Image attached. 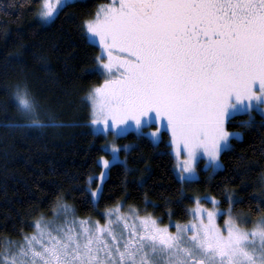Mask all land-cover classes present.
I'll return each instance as SVG.
<instances>
[{
    "label": "snow or ice",
    "instance_id": "1",
    "mask_svg": "<svg viewBox=\"0 0 264 264\" xmlns=\"http://www.w3.org/2000/svg\"><path fill=\"white\" fill-rule=\"evenodd\" d=\"M35 3L34 15L48 24L76 0ZM79 31L89 46L99 47L87 71L103 77L82 97L93 133L104 135L102 149L109 153L98 158L100 172L85 178L93 208L115 164L123 165L125 176L135 171L127 162L133 145L115 142L128 131L154 147L165 143L179 158L182 191L201 170L210 178L225 167L221 157L244 136L229 125L246 130L259 112L264 126V0H111L85 17ZM3 90L19 117L4 127L71 126L43 104L26 76ZM241 113L247 119H236ZM260 182L248 212L225 188L223 199L191 197L187 221L171 220L169 210L167 224L123 199L105 207L103 222L80 217L57 194L52 217L33 220L31 233L0 236V264H264V174ZM253 214L258 218L250 220Z\"/></svg>",
    "mask_w": 264,
    "mask_h": 264
},
{
    "label": "trees",
    "instance_id": "2",
    "mask_svg": "<svg viewBox=\"0 0 264 264\" xmlns=\"http://www.w3.org/2000/svg\"><path fill=\"white\" fill-rule=\"evenodd\" d=\"M106 1L76 0L73 7L54 17V22L42 24L33 13L35 0H0V236L19 239V230L31 231L33 220L51 214L57 194L72 203L80 216L98 215L99 210L123 199L126 204L146 206L162 216L163 223L169 222V210L171 220L186 221V209L195 194L223 199L221 193L227 188L243 201L237 207L245 212L257 202L254 197L259 196L264 174V126L258 112L253 126L246 130L238 123L229 125L232 130L244 131V136L221 157L225 167L210 178L201 170L182 191L174 156L166 144L154 147L147 138L137 139L134 131L127 132L118 141L133 145L127 162L135 171L125 176L123 165L115 164L105 179L103 196L93 208L84 191L85 178L100 172L98 158L107 152L102 149L104 135L94 134L88 122L89 109L82 97L103 77L87 71L99 47L85 42L79 25ZM25 76L43 104L71 126L4 127L19 117L3 86ZM236 119H247V115L238 114Z\"/></svg>",
    "mask_w": 264,
    "mask_h": 264
},
{
    "label": "rangeland",
    "instance_id": "3",
    "mask_svg": "<svg viewBox=\"0 0 264 264\" xmlns=\"http://www.w3.org/2000/svg\"><path fill=\"white\" fill-rule=\"evenodd\" d=\"M52 3H53V6H55L56 5V0H52ZM110 3V2H109ZM108 3V4H109ZM100 5H107L106 3H101ZM99 5V6H100ZM259 113V112H258ZM91 128H92V126H91ZM92 130H93V128H92ZM147 131V130H146ZM129 132V131H128ZM114 138H113V136L111 135V134H109L108 136H107V140H109V141H111V140H113ZM118 139H119V137L118 138H115V142L117 143V144H119V145H121L120 143H119V141H118ZM163 139L165 140V141H167L168 140V135H166L165 136V134H164V136H163ZM105 144V140H104V142H103V145ZM106 152H107V150L106 149H104ZM108 153V152H107ZM104 154V156L105 157H107L108 155H109V153L108 154ZM119 155H120V157L121 158H123L124 156L123 155H121V153H119ZM174 156V155H173ZM174 159H175V165L177 164V163H179V158H175L174 157ZM201 164H203V162L201 161ZM218 171V170H217ZM175 172H176V169H175ZM108 176V175H107ZM107 176H106V178H107ZM199 177V176H198ZM197 177V178H198ZM105 178V179H106ZM204 195H211V194H208V193H205V194H195L194 196H204ZM213 196V195H212ZM202 203H205L206 204V207H210L211 205L210 204H207L205 201H201ZM69 204H71V205H73L72 203H70V202H68ZM126 204V203H125ZM126 205H128V204H126ZM193 205V204H192ZM191 205V206H192ZM190 206V207H191ZM103 210L104 209H101V210H99V214L98 215H86V216H80V215H78V216H80V217H92L93 219H96V220H101V213L103 212ZM45 217H48V218H51L52 217V212H51V214H49V215H44ZM258 217H250V220H252V219H257ZM189 219H191V217L189 216V218L187 219V220H189ZM186 220V221H187ZM218 221L220 222V223H222L223 221H222V218H218ZM101 222H103L102 220H101ZM165 224H167V223H165ZM173 231H174V229H172ZM33 231V229L31 230V231H29L28 233H31Z\"/></svg>",
    "mask_w": 264,
    "mask_h": 264
},
{
    "label": "flooded vegetation",
    "instance_id": "4",
    "mask_svg": "<svg viewBox=\"0 0 264 264\" xmlns=\"http://www.w3.org/2000/svg\"><path fill=\"white\" fill-rule=\"evenodd\" d=\"M109 2H111V0H108V1H106L105 3L108 4Z\"/></svg>",
    "mask_w": 264,
    "mask_h": 264
}]
</instances>
